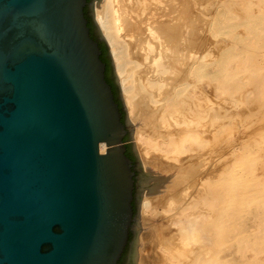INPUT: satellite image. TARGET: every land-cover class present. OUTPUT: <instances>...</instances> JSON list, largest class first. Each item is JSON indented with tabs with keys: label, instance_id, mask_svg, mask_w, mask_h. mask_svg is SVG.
Here are the masks:
<instances>
[{
	"label": "rangeland",
	"instance_id": "obj_1",
	"mask_svg": "<svg viewBox=\"0 0 264 264\" xmlns=\"http://www.w3.org/2000/svg\"><path fill=\"white\" fill-rule=\"evenodd\" d=\"M111 2L122 100L147 177L139 255L171 264L178 228L196 220L204 251L215 229L213 264H264V0Z\"/></svg>",
	"mask_w": 264,
	"mask_h": 264
},
{
	"label": "water",
	"instance_id": "obj_2",
	"mask_svg": "<svg viewBox=\"0 0 264 264\" xmlns=\"http://www.w3.org/2000/svg\"><path fill=\"white\" fill-rule=\"evenodd\" d=\"M94 1L0 0V264H135L147 177Z\"/></svg>",
	"mask_w": 264,
	"mask_h": 264
},
{
	"label": "bare ground",
	"instance_id": "obj_3",
	"mask_svg": "<svg viewBox=\"0 0 264 264\" xmlns=\"http://www.w3.org/2000/svg\"><path fill=\"white\" fill-rule=\"evenodd\" d=\"M123 9L125 10V8H123ZM132 10H134V9H132ZM134 12H135V10H134ZM93 16H94V19H95V22H96L97 26L99 27V29H100L103 37L105 38V40L107 42V45L109 47V50H110V53H111V58H112V61H113V64H114V68H115V72L117 73V76H118V79H119L118 81H119L120 86H121V88H120L121 91H122L121 96L123 95L122 96V99L124 100V102L125 101L127 102V98H128V94H129V87L126 86V84L124 83V79L121 78L122 77L121 76L122 75L121 74L122 72H120V71H122V70L120 68L121 67L120 62L122 60V55L123 54L122 55H121V53L119 54V48H118V44H119V41L118 40H120L121 38L118 39V37H119L118 36V31L120 30V27L117 24L116 21H118V20H116V19L119 18L120 15H117V10H115V8H114L111 0H96L93 3ZM120 32H121V30H120ZM121 45H122V43H121ZM123 57H125V56L123 55ZM122 62H123V60H122ZM137 142H138V139L135 140V145L138 147ZM170 189H172V188H170ZM145 198H143L140 201V205H139V210H140V212L143 215L145 214V211H146V203H147V200ZM144 216H142V217H144ZM143 219L146 220L145 217ZM195 221L196 220H192V221H189L190 223H183V224H181V228L180 227L178 228V230L179 229L180 230H179V233H178V241L176 242V245H177L178 248L180 247V249H182V250H181L180 254L178 253L179 255L177 253H175V254H177L176 256H178V257L175 260H172V261L170 260L169 262L171 264H202L201 262L205 258H206L205 259L206 260L205 262L207 264H213L214 254H215V252L217 250L216 248L214 249V247H213V245L215 244V233H214V230L215 229H213V226L211 224L210 225V228L211 229H209L210 231L208 230L207 232H210L211 242L212 243H211V245L209 247L206 246L207 248L204 251V246H205L204 244L205 243H203V242L205 240L203 241L202 236L200 235V231L197 229V224H196ZM184 222H186V220ZM149 230L151 231V229H149ZM168 231L171 233L170 230H168ZM155 234H157L155 231L153 232V234H151V233L145 234V236L143 237V239L144 238H147V241L143 245V248L146 247V245H148L147 242L150 243L152 241V239H154ZM169 237H171V235H169ZM169 239H171V238H169ZM139 241L141 242V240H139ZM137 245H138L137 244V241L135 240V256L133 258L134 259V263L135 264H152L153 263V257L149 256V258H147V257L142 256L141 254L139 255V251H138ZM196 252H197V254H195ZM140 253H141V251H140ZM182 254H185V256L188 257V259H186L185 257H183L184 260H186V261L182 260V257H181Z\"/></svg>",
	"mask_w": 264,
	"mask_h": 264
},
{
	"label": "trees",
	"instance_id": "obj_4",
	"mask_svg": "<svg viewBox=\"0 0 264 264\" xmlns=\"http://www.w3.org/2000/svg\"><path fill=\"white\" fill-rule=\"evenodd\" d=\"M103 61L106 63L107 65V70H106V77L108 82L111 84L112 89L114 91L115 97L117 98V101L119 103V105L121 106V101L118 99V88L116 83L114 82L113 78H109V73H110V69H111V63L109 60V57L107 56V48L104 42H102V55H101ZM123 118H124V111H123ZM126 137V136H125ZM127 155L134 161V157L132 156V154H130L127 150ZM124 260V255H122L119 264H121Z\"/></svg>",
	"mask_w": 264,
	"mask_h": 264
},
{
	"label": "flooded vegetation",
	"instance_id": "obj_5",
	"mask_svg": "<svg viewBox=\"0 0 264 264\" xmlns=\"http://www.w3.org/2000/svg\"><path fill=\"white\" fill-rule=\"evenodd\" d=\"M88 1L90 2L91 0H88ZM85 16L87 18V23H88V26H89L90 34L95 40H97V42L99 43V46H100V48L102 50V42L103 41L99 40V38H98V35L96 33V30H95V26H94L93 21H92L91 16H90V10H89L88 5L85 6ZM101 55H102V53H101ZM106 70H107V65H106ZM109 78H111V77L109 76ZM126 152H127V150H126ZM134 204H135V201H134ZM130 238H131V234H130ZM128 249H129V246L126 247V249H125V251L123 253L124 258L128 254ZM121 264H126V262L123 260V262Z\"/></svg>",
	"mask_w": 264,
	"mask_h": 264
}]
</instances>
